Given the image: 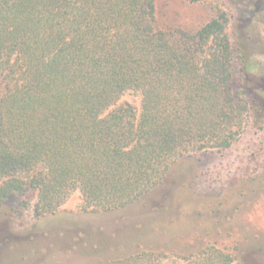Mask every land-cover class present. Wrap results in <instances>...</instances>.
<instances>
[{
    "label": "trees",
    "instance_id": "1",
    "mask_svg": "<svg viewBox=\"0 0 264 264\" xmlns=\"http://www.w3.org/2000/svg\"><path fill=\"white\" fill-rule=\"evenodd\" d=\"M248 5L235 53L226 11L198 28L164 27L157 0H0V204L17 199L21 215L36 195L41 217L79 191L84 212L110 215L184 155L230 149L264 100L248 85L245 32L263 21ZM129 92L140 109L120 103ZM235 261L212 245L180 254L138 244L93 264Z\"/></svg>",
    "mask_w": 264,
    "mask_h": 264
},
{
    "label": "rangeland",
    "instance_id": "2",
    "mask_svg": "<svg viewBox=\"0 0 264 264\" xmlns=\"http://www.w3.org/2000/svg\"><path fill=\"white\" fill-rule=\"evenodd\" d=\"M248 3L263 20L245 32L255 61L248 85L261 86L264 99V0H157L158 17L164 27L198 28L226 11L236 53L237 26L250 15ZM242 85L238 77L233 80L235 90ZM3 90L0 84V97ZM247 97L253 98L251 92ZM127 102L140 109L138 94H124L120 103ZM259 109L230 149L184 155L161 184L116 213L84 212L79 191L55 214L41 217L34 212L36 195L21 215L11 211L17 199L0 204V264H93L138 244L180 254L212 245L234 255L233 264H264V100Z\"/></svg>",
    "mask_w": 264,
    "mask_h": 264
}]
</instances>
